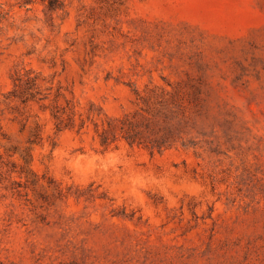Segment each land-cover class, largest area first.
Here are the masks:
<instances>
[{"label": "rangeland", "instance_id": "1", "mask_svg": "<svg viewBox=\"0 0 264 264\" xmlns=\"http://www.w3.org/2000/svg\"><path fill=\"white\" fill-rule=\"evenodd\" d=\"M0 264H264V0H0Z\"/></svg>", "mask_w": 264, "mask_h": 264}, {"label": "trees", "instance_id": "2", "mask_svg": "<svg viewBox=\"0 0 264 264\" xmlns=\"http://www.w3.org/2000/svg\"><path fill=\"white\" fill-rule=\"evenodd\" d=\"M136 133L137 132H135V133H131V134H128V136H127V140L130 142V143H133V142H135L136 141Z\"/></svg>", "mask_w": 264, "mask_h": 264}]
</instances>
